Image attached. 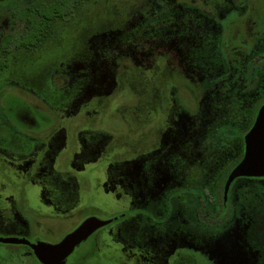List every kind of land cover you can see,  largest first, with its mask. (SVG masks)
I'll list each match as a JSON object with an SVG mask.
<instances>
[{
    "label": "flooded vegetation",
    "instance_id": "af4514ba",
    "mask_svg": "<svg viewBox=\"0 0 264 264\" xmlns=\"http://www.w3.org/2000/svg\"><path fill=\"white\" fill-rule=\"evenodd\" d=\"M109 2L116 8V0H0V11L9 15L0 24V74L11 76L13 51L35 55L57 36L59 26L67 27L90 8ZM150 3L149 15L142 12L145 2L142 7L133 3L127 12L134 17L137 40L127 44L128 57L114 63L103 80L81 86L77 77L94 69L92 55L101 53L97 43L117 41V29L128 19L90 37L85 65L58 73L59 87L75 89L68 107L34 104L37 110L31 109L30 102L11 95L12 78L0 81L2 115L12 125L22 124V129L8 132L19 143L0 148V229L23 234L0 236L12 240L0 244L23 246L15 252L23 264H43L31 244H56L94 216L88 214L94 204L85 202L78 188L100 170L103 178L105 171V179L98 178L104 193L127 198L130 206L106 218L116 219L78 245L65 264L81 245L84 257L96 255L100 260L112 253V259L124 264H232V258H239L240 264L256 262L246 248H254L253 242L243 239L246 233L239 239L244 244L230 245L227 252L220 251L216 237L226 231L240 234L251 213V196L242 202L234 189L237 178L226 197L225 184L244 156L245 136L264 105V0ZM45 9L54 10L50 18L38 21L46 29L30 37L28 45H18L19 39L28 37L23 33L30 21L16 19L15 12L23 11L27 17L29 11ZM162 39L166 43L159 45ZM159 46L164 52L160 48L156 66ZM168 72L178 78L168 80ZM157 78H162L158 85ZM129 79L138 82L132 85ZM154 94L161 99V108L152 103ZM110 116L119 120L118 128L108 124ZM97 122L106 127L104 131L88 128ZM216 178L209 208L202 198ZM82 213L85 217L60 240L42 239L54 233L56 225L79 219ZM246 250L249 256L243 259ZM10 257L0 251V264H13Z\"/></svg>",
    "mask_w": 264,
    "mask_h": 264
},
{
    "label": "rangeland",
    "instance_id": "374dc122",
    "mask_svg": "<svg viewBox=\"0 0 264 264\" xmlns=\"http://www.w3.org/2000/svg\"><path fill=\"white\" fill-rule=\"evenodd\" d=\"M119 2L120 4H118V2L116 3V8L110 6L111 2L104 5L94 6L90 8L88 12L83 13L79 17L72 20L70 25H68L67 27L63 28L62 25L59 26L60 29L56 33L57 36L54 37V39L51 38L45 43H43L40 47L39 52L35 55H31V52H25L24 50L13 51L12 56L9 57V59L11 58L9 62H11L12 60V64L10 65L9 63L12 68H10L12 77L10 76V73L6 74L7 72H4L0 74V81H10V79L12 78L11 83L14 86L11 88V95H13V97L23 98L27 102H30L31 109L35 108V110H37L34 104H45L49 107V109L52 107L57 108L58 106H60L58 108H62L61 104H65V106L68 107L69 101H71V99L74 97L75 89H62L61 87H59L57 84L58 81H56L57 75H59L58 73H62L65 69H70V67L85 65L89 61L87 60V55H90L91 53V50L89 48V45H91L90 37H99L101 35V32L106 29L107 26H118L122 23L124 18L128 19L122 27L120 26L117 29L120 31L117 33V38L115 39H118L119 41H113L111 39L109 41L107 40L102 43H97L98 54L99 51H101V53L97 55L98 57H96L95 54L92 55L94 62L92 68L94 69H92L91 72L86 75L83 73H78L79 76L77 77V79L81 83V86H85L90 82L96 83L98 81L103 80L105 76L104 74L106 73V71H109L111 67L113 68L114 63H120V60L128 57L127 55H125L129 52L126 49L127 44L129 42L133 44V41L137 40V37H135L137 29L133 28L132 26L134 25V17H132V15L127 16V12L130 9L133 10L132 4L135 3L136 7H142V5L140 4L145 2L144 7H142V12H145L149 15L152 11L150 9L152 6L149 5L151 4V0H120ZM129 3H131V6H129ZM149 11L150 13H148ZM79 13L80 12H78L77 15H79ZM8 18V13H6L5 11H0V24ZM166 40L162 39L158 42V44L162 45L166 43ZM160 48L164 52V49L161 46H159L158 52H155V60L157 63L156 66L160 65ZM29 53L31 54L27 55ZM164 56H166V54ZM164 56L162 57L164 58ZM164 76L165 75H162L160 77ZM177 78L178 75L175 72H168V80L173 81ZM156 80L157 85L159 84V81L162 82V78H157ZM134 81L135 80L129 79V82H131L132 85L133 83L138 82V80H136L135 82ZM176 82L180 84V78ZM2 84L3 83H0V89L2 88ZM162 88L164 89V86ZM152 99H154L152 103L156 104L158 108H161L163 106L160 105L161 99L159 98V96L154 94ZM100 116L101 114H98L95 117L99 118ZM110 117L111 119H108L107 121L108 124L114 128H118V123H120L119 120L114 119L112 116ZM0 121V148H12L17 145L19 141L17 137L11 135L10 133L8 135V132L14 130L15 128L22 129V124L20 122H15L12 125L9 120L4 118L1 113V110ZM86 126L87 125H85L84 127ZM88 128H94L96 131H104L106 127L104 125L102 126L101 122H97L90 123V126ZM102 173L103 172L101 170L97 171V174L93 173L91 177L86 178L87 181L82 180L83 174H81V189L78 188V192L85 202L90 201L91 204H94L96 211L93 210L92 213L88 212V214H92L99 218L106 219L118 213V211L121 209L120 207L123 208L127 205L130 206V201L127 198L119 200L118 198H115L111 192L108 193L106 191L107 193H104V190L101 188L102 185H100L101 180H99L105 179V171L104 178ZM217 184L218 178L213 180L208 187L209 190L205 191V195L202 198L205 204L210 201V199H212L213 194L217 188ZM255 185H257L256 187L258 191ZM234 189H237L236 193L240 196L242 202L248 201L246 199V196H251V207L249 208L251 213L248 212V214L246 215L247 217H245L248 223L247 225L243 226V231H241L242 233L240 232V234L238 233L237 235H234V231H226V233L220 235L218 238L216 237V244L220 247L221 252H227V249L230 248V245L234 246V244H237V242H239V245L240 243H242L243 245V241L239 239H241L240 237H242L243 234H247L248 231L249 236L245 234L243 235V239H245L246 237L249 242H253L254 248L248 247V245L246 246V248L250 251V254L252 256L251 258H253V260L256 261L257 264H264V177H238L234 181ZM199 194L200 196H202L203 191L201 190ZM88 198H90V200H88ZM243 204L245 205L246 203ZM207 205L210 208V203H207ZM237 207L240 208L239 211L247 210L246 208H243L241 206ZM84 213L81 214L84 216L80 215L81 217L79 219L64 220V224H58L55 226L54 233H48L42 236V239L49 242H55L60 240L65 234L73 230L79 224L83 217H85ZM208 219L210 218L208 217ZM238 226L237 228L239 229ZM11 235L21 236L23 234L17 231V229H0V236ZM250 238H252L251 241ZM99 240L100 238L96 242H99ZM111 241L113 240L111 239ZM248 241L246 242L249 243ZM239 245L236 247L237 251H240ZM83 247L84 245H81L75 251V253L69 259L68 264H80L79 261H85L86 258H88L89 260L84 262L83 264H124L118 259H112V253H109L110 255L108 256L104 255L105 258L101 257L100 260H98L99 257L96 259V255H92L91 257H84L83 254L85 253V250H83ZM22 248L24 249L23 246L0 244V251L3 254L11 253L10 260L13 261V264H23L20 260H18V257L15 253ZM245 252L247 256L246 258L243 257V259H247L249 256L247 250L244 251V253ZM210 253L212 255L214 251L212 250L210 251ZM81 256H83L84 259H81ZM259 258H261L260 261ZM232 260L235 261H232V264H240L239 258H232ZM256 262H254V264H256Z\"/></svg>",
    "mask_w": 264,
    "mask_h": 264
},
{
    "label": "water",
    "instance_id": "95a60500",
    "mask_svg": "<svg viewBox=\"0 0 264 264\" xmlns=\"http://www.w3.org/2000/svg\"><path fill=\"white\" fill-rule=\"evenodd\" d=\"M238 177H264V105L259 110L252 129L245 136V153L242 160L233 168L225 184V197L231 183ZM114 219L89 217L74 231L67 234L56 244H31L38 259L43 264H65L76 247L98 228L111 223ZM8 242L11 239L0 238Z\"/></svg>",
    "mask_w": 264,
    "mask_h": 264
},
{
    "label": "trees",
    "instance_id": "16d2710c",
    "mask_svg": "<svg viewBox=\"0 0 264 264\" xmlns=\"http://www.w3.org/2000/svg\"><path fill=\"white\" fill-rule=\"evenodd\" d=\"M15 13H17V16H15L16 19H29L30 24H29V29L27 31H25L23 34L24 36H28L27 38H23V39H19L18 41V45H28L29 42V38L33 37L34 35H39L41 33V29H46V25H42L41 23H39L38 21H42L45 20L47 18H50L51 15H53L54 10L52 9H45L44 12L39 10L38 12H33L31 14V11H29V14L26 16H24V14H26L23 11H16ZM59 13H63L62 11H59ZM243 155V150L242 152H238V160L240 159V157ZM224 181V179H223ZM257 185H255L256 187ZM257 189V187H256ZM258 191V189H257ZM259 194V193H258Z\"/></svg>",
    "mask_w": 264,
    "mask_h": 264
}]
</instances>
